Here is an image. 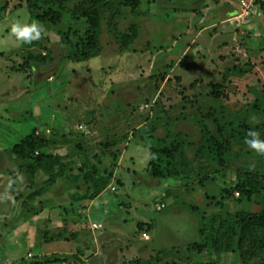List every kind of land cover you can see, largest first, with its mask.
I'll return each mask as SVG.
<instances>
[{"label": "rangeland", "instance_id": "374dc122", "mask_svg": "<svg viewBox=\"0 0 264 264\" xmlns=\"http://www.w3.org/2000/svg\"><path fill=\"white\" fill-rule=\"evenodd\" d=\"M158 1L141 0V10L156 14L151 20L143 11H121L117 30H137L128 53H121L105 18L98 55L76 61L87 29L83 19L53 8L31 10L27 0H0V154L39 135L49 142L43 151L58 157L66 175L91 161L112 174L114 189L76 201L84 190L62 189L60 179L47 188L48 176L41 173L29 184L18 172L24 186L18 192L15 181L3 183L6 162L0 156V231L18 235L3 249L0 234V264L15 258L35 264L54 251L66 259L63 264H264V252L240 260L235 225L240 214L264 211V195L246 199L234 190L241 170H257L264 184V153L245 143L264 139V0H244L247 9L232 0L243 8L245 21L232 50L212 61L209 75L194 61L198 53L187 39L193 30H166L164 22L177 19L157 12ZM163 1L167 7L184 2ZM16 21L40 24V38L17 41L10 35ZM40 112L46 117L39 118ZM36 124L39 131L31 128ZM202 126L214 135L218 127L225 133L231 154L226 166L194 160L190 170L199 171L201 180L152 181L151 154L179 158L181 150L191 160ZM26 214L39 217L31 237L22 221ZM53 215L59 216L57 230ZM93 222L102 229L92 230ZM16 244H22L19 255L10 251Z\"/></svg>", "mask_w": 264, "mask_h": 264}, {"label": "trees", "instance_id": "16d2710c", "mask_svg": "<svg viewBox=\"0 0 264 264\" xmlns=\"http://www.w3.org/2000/svg\"><path fill=\"white\" fill-rule=\"evenodd\" d=\"M78 0H27L31 10L38 9V6L48 9H57L61 12H70L73 18L83 19L87 29L83 34L81 49L76 55V61H88L95 58L99 53L101 36V23L107 18L108 33L119 45L121 53H128L130 45L136 39L137 30L131 33H124L117 30V18L123 9H129L131 13L138 10L140 0H80L72 10L69 5ZM34 18L43 22L34 15ZM58 18V16H57ZM56 22V19H53ZM132 28V27H130ZM156 124V123H154ZM201 137L198 146L194 150V157L190 160L179 150V158L171 157L154 158L152 154L148 161L150 179L161 181L165 179L180 180H201V173L197 170H190L193 161H214L218 166H226V159L231 157L225 133L221 128H217V135L208 131L206 126H202ZM264 141V139H263ZM49 146L47 139L39 135H28L14 144L10 149V155L17 162L18 172L23 174L29 184L36 182V176L41 173L48 176L45 185L52 188L58 179L63 181L62 189L76 191L84 190V194L75 200H93L105 189L109 190L112 174L105 170H98L91 161L86 162L85 170L79 169L76 173L66 175L60 161L56 155L43 151ZM175 151V150H174ZM96 157L94 158V160ZM98 162V160H95ZM241 178L234 188L244 198L249 199L260 194L264 195V184L260 182L261 173L257 170L240 171ZM260 177V178H259ZM261 181H260V180ZM69 185V186H68ZM42 193V192H41ZM41 193L32 194V197H39ZM237 246L241 261H248L258 257L260 252H264V211L259 213L240 214L236 220ZM24 262H13L19 264ZM66 262L64 257L51 255L39 257L34 260L35 264H63Z\"/></svg>", "mask_w": 264, "mask_h": 264}, {"label": "crops", "instance_id": "0c3cea01", "mask_svg": "<svg viewBox=\"0 0 264 264\" xmlns=\"http://www.w3.org/2000/svg\"><path fill=\"white\" fill-rule=\"evenodd\" d=\"M241 1L244 2V0H241ZM154 2L156 3V0H154ZM140 5H141V0H140V4H139L137 11L139 12L143 11L145 15H148L149 20H151V18L156 17L155 13L149 12L147 10H141ZM158 5L159 6H158L157 12H161L163 14H166V13L169 14L170 12H172L175 15V18L177 19L174 22H176L178 25L176 24L173 25L174 23L173 21H170L168 23L164 22L165 24L163 26H165L164 28L166 30L176 31V29H179L180 32L185 31L187 28L193 30L192 31L193 35H190L187 38L189 42L188 44H195V52H197L198 54L194 61L199 67L200 66L205 67L206 69L205 75H209V67L211 66L212 61H216L218 57H220L221 55H225L226 53L232 50V46H231L232 39L233 37H236L237 31L241 30L243 23L245 21V15H246V13L244 12L242 8L243 6L241 7L238 2H232V0H213V2L212 0H184L182 4L179 2V3H176L175 5H172L171 7H167L168 4H164V1L162 0L158 3ZM153 6H156V4H154ZM245 6H246L245 9H247L248 6L247 5ZM176 13H180V14L186 13L188 14V18L181 20ZM171 17H173V15H171ZM197 26H199V30L195 28ZM209 28L211 29L210 34H208ZM161 36H163V34H161ZM189 38H190V41H189ZM184 39H186V37ZM186 42L187 41L183 42V44H185ZM185 54H186V49L183 50V56ZM194 67H197V66H194ZM15 97H17V94ZM38 117L43 119L46 117V115L40 112L38 114ZM54 120L55 119H52L51 121L54 122ZM48 127H51L50 124L48 125ZM31 128L34 129L35 131H39V129L42 128V126H40L39 124H36L34 127H31ZM9 152L7 150V152H4V153L1 152L2 155L0 154V156H3L2 158H5V162H6L5 163L6 169L4 168L5 170L2 171L4 173L1 175V177L4 178V180L2 181L4 184L9 183L8 181L10 182L15 181L14 182L15 187H16L15 190L20 192L21 189L24 187V186H21L23 182V178H22L23 174L18 176V170H17V173L12 174L16 170L14 166L17 167L18 164L16 165L15 163L17 162H13L10 160ZM10 173L12 175H10ZM3 183H2V186L4 185ZM0 203H2V200H0ZM58 217H59L58 215L52 216L53 218L52 226L56 230L58 226L57 224L60 222ZM36 219H39V217L35 218L33 216H29L28 214L24 215V219H22V221L25 222L24 224L27 225L26 230L29 233V235H27L28 237H31L34 231H36L35 230L36 228L34 225L35 224L34 220ZM93 223H99V222H93ZM1 229L3 228L1 227ZM19 229L20 228H18L17 230ZM5 233H6V230L0 231V234H3L4 237H5ZM16 235L17 234H15L14 232L12 233L9 232L8 234H6L5 245H3V242L1 244L3 249L5 248V246L7 247L6 245L7 239L13 236V238L17 240L18 235L17 236ZM54 244L55 246L57 245L56 242H54ZM21 246L22 244H16L15 247H10V251H12L11 253L14 255H17L19 253V250H20L19 248ZM5 253H6V256L8 257L6 251ZM51 253L55 255L57 252L54 251ZM96 255L94 256V258L96 257ZM94 258L92 260H94ZM17 259L18 258H15V260H10V262L9 263L7 262L6 264L17 262Z\"/></svg>", "mask_w": 264, "mask_h": 264}, {"label": "clouds", "instance_id": "9594fccd", "mask_svg": "<svg viewBox=\"0 0 264 264\" xmlns=\"http://www.w3.org/2000/svg\"><path fill=\"white\" fill-rule=\"evenodd\" d=\"M41 31L42 26L36 22L27 24L16 21L13 22L10 27V35L14 36L17 41H22L26 44H30L33 40L39 39ZM248 135L258 137V133L256 132H249ZM245 143L258 152L264 153V141H260L259 139H246Z\"/></svg>", "mask_w": 264, "mask_h": 264}, {"label": "built area", "instance_id": "2783aa9c", "mask_svg": "<svg viewBox=\"0 0 264 264\" xmlns=\"http://www.w3.org/2000/svg\"><path fill=\"white\" fill-rule=\"evenodd\" d=\"M241 4H242L243 8L246 7L244 5V2L243 1H241ZM109 190L114 191V189L113 188H110V187H109ZM91 229L94 230V231L100 230V229H102V225L100 223H92L91 224ZM143 237H146V235H143Z\"/></svg>", "mask_w": 264, "mask_h": 264}]
</instances>
